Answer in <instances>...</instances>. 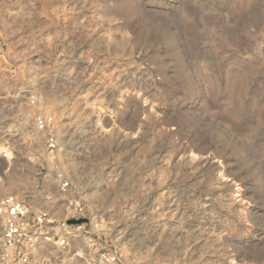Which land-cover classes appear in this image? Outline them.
Segmentation results:
<instances>
[{"label":"rangeland","instance_id":"374dc122","mask_svg":"<svg viewBox=\"0 0 264 264\" xmlns=\"http://www.w3.org/2000/svg\"><path fill=\"white\" fill-rule=\"evenodd\" d=\"M7 195L121 264H264V0H0Z\"/></svg>","mask_w":264,"mask_h":264},{"label":"built area","instance_id":"2783aa9c","mask_svg":"<svg viewBox=\"0 0 264 264\" xmlns=\"http://www.w3.org/2000/svg\"><path fill=\"white\" fill-rule=\"evenodd\" d=\"M52 119H38L37 126L44 129ZM51 149L56 148L52 136L47 139ZM70 188L67 180L60 182V191L65 193ZM87 218V223L68 224L69 220ZM91 218L81 202L70 199L66 203L64 216L54 218L47 210L36 212L20 198L7 195L0 198V264H36L39 260L37 250L52 245L60 249L83 254L81 243L86 241L89 232L86 226ZM90 264H121L118 258L97 247L96 239L88 241Z\"/></svg>","mask_w":264,"mask_h":264},{"label":"water","instance_id":"95a60500","mask_svg":"<svg viewBox=\"0 0 264 264\" xmlns=\"http://www.w3.org/2000/svg\"><path fill=\"white\" fill-rule=\"evenodd\" d=\"M81 223H87V218H81L77 220H69L68 224L70 225H76V224H81Z\"/></svg>","mask_w":264,"mask_h":264}]
</instances>
